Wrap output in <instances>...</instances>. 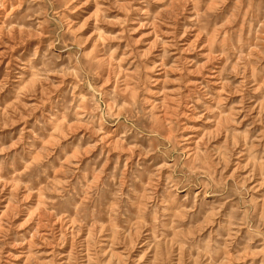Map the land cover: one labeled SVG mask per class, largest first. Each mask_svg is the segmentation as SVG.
Returning a JSON list of instances; mask_svg holds the SVG:
<instances>
[{"label":"rangeland","instance_id":"obj_1","mask_svg":"<svg viewBox=\"0 0 264 264\" xmlns=\"http://www.w3.org/2000/svg\"><path fill=\"white\" fill-rule=\"evenodd\" d=\"M0 264H264V0H0Z\"/></svg>","mask_w":264,"mask_h":264}]
</instances>
